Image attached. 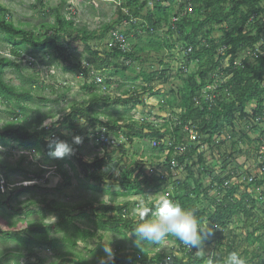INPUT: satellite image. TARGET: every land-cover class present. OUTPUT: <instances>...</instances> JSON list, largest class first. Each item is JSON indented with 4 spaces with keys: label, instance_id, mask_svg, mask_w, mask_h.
I'll return each mask as SVG.
<instances>
[{
    "label": "trees",
    "instance_id": "obj_1",
    "mask_svg": "<svg viewBox=\"0 0 264 264\" xmlns=\"http://www.w3.org/2000/svg\"><path fill=\"white\" fill-rule=\"evenodd\" d=\"M113 1H120V5L116 8L117 18L115 21L104 25L99 32H88L86 28L77 29L74 22L65 20L57 12L55 26H50L42 38L6 21L5 11L1 7L0 32L6 36L7 41L12 45L11 54L14 60L21 59L24 49L29 47L37 53L53 51L57 56L70 62L66 52L67 47L75 51L82 47L83 52L89 56L88 66L83 68L81 64L70 66V71L79 69L87 77L89 67H91L97 76L106 75L103 83L96 82V76L92 85L89 86L90 88H102L104 84L106 87L111 86L114 83L113 77L124 75L128 72V67L132 62L140 61L137 53L145 52L148 49L156 53L163 50L172 53L178 48H182L185 52L191 50L190 54L186 56L187 58L181 60V67L188 70L190 67H194L196 70L193 73L185 74L184 69L180 68L179 74L183 76V78L180 77L183 82L182 87L177 90L170 89L166 95L161 94L164 100H162L163 104H160V108L167 109L168 117H170L167 120L156 117V120L163 121L160 126L161 129L154 128L153 124H147L148 121L145 125L138 126L136 124L138 122L132 118H122V121H128L125 129L119 125L121 120H112V122L102 125L106 129L105 132L107 131V136L109 134L118 135V132H121L127 142L139 138L153 142L155 139L170 137L174 141V148L184 147L185 151L182 156H175L174 158L178 164L177 169H183L187 177L184 181L174 184V190L169 192L168 200L194 211L198 223V246L203 247L208 242L211 244L210 233L212 232L221 235L217 240L218 243L212 257L214 264H227V257L233 251L242 256L245 264H247L249 253L253 255V260L257 259L260 261L259 264H264V251L254 250V245L261 244L260 242L264 238V174H260L261 165L258 161L260 155L264 157V153L260 154L264 144V57L255 60L241 59V54L246 48L255 50L263 43L261 48L264 49V0H190L193 5L192 12L183 16L174 27L171 20L177 15L179 16L184 11V5H186L181 4L178 7V0ZM149 5L152 6L153 10L143 16V12ZM124 23H127L129 27V30L123 31L128 39L133 36L139 40L146 33L145 46H136L128 53L108 49L109 51L104 52V55L99 51L92 50L89 43L104 40L111 31L124 26ZM163 25L169 26L166 35L167 38H170V42L166 37L160 39L157 36V32L162 30ZM139 30L142 32L141 34L137 33ZM218 31L221 33V37L214 38V33ZM135 49L137 50L136 53ZM227 57L230 59L226 66ZM9 68L19 69L11 60L0 57V99L7 104L15 103L19 107L22 104L31 103L34 100L31 89L21 90L5 81V71ZM156 73L146 75V73L141 72L139 74L142 78L141 86L135 85L140 76L130 79V83L136 88L135 94L138 93L137 90H140L141 95H149V93L160 95V90L155 92L157 87L154 83L157 82V85L165 86L173 81L168 65L164 66L163 71ZM219 79L221 81L226 79V81L220 83L218 93L215 94L216 97L212 101L203 98L202 91ZM125 83H121L120 87H123ZM104 100L108 102L109 98L105 99L93 95L90 102L83 103L81 106L72 105L70 114L62 121L63 125L72 129L73 121H76L80 116L85 117L92 125H101L99 115L93 112V109L96 104L101 101L104 102ZM141 101L143 102L137 103L139 106L146 105L145 100ZM116 102L120 101L117 100ZM123 103L126 104L128 101ZM250 108L251 110H249ZM13 115L17 114L14 113ZM46 119L50 118H37L34 125L21 126L16 130L5 129L0 132V138L13 137L18 141H26V143L20 144L29 149L36 148L39 152L44 150L49 158L54 157L52 153L56 150L55 142L66 143L72 154L73 151L80 150V147L72 145L65 134L53 130L52 127H44L43 123ZM186 127L194 129L202 138L197 143L192 142L185 130ZM223 135L226 136L224 141L217 142L214 140ZM99 136L101 133L95 135L94 139H98ZM228 143L232 150L230 154L225 150ZM206 145L210 151V162H207L202 150ZM243 146L248 148L242 149ZM159 147L153 149L157 158L161 157L164 152V149ZM173 151L172 156L167 157L164 163L167 170L170 169ZM235 153L251 157L254 160L253 166L244 170L243 166L236 163ZM63 157L75 174L76 167L65 155ZM77 165L80 174L90 183H102L112 179L113 173L119 172L118 184L123 191L118 195L124 197L140 195L143 193L141 187L147 185L149 181L148 176L140 167L132 168L128 165L121 168L120 161H114L109 156L98 157L94 162H85L83 159L77 158ZM236 171L247 178L254 176L255 179L252 183L247 181L245 184H238L232 175V172ZM58 172L65 185H70L71 179L68 174L61 170ZM105 173L108 175L106 176ZM76 176L75 174V179ZM141 177H143L142 180H140ZM168 178H171V172L168 177L162 176L154 182L157 187L161 188L167 184ZM204 179L210 180L209 185L204 184ZM226 184L228 185L226 186ZM89 189L96 190L94 186H89ZM246 189H252L253 193L249 194ZM257 190L260 191L257 192ZM213 192L216 193L215 198L205 206V201H208ZM95 203L99 202L92 200L87 206L93 210ZM6 204L9 206L8 202ZM99 204V214L96 215L98 221L95 224L97 230L107 227L110 222H114L123 236L129 233L139 237L135 233L136 227L140 223L149 222L156 218V207L153 204H149V211L143 218L138 214L136 220L133 219L135 216L131 212V202H126L120 206ZM134 206L135 204H133ZM0 207H2L1 202ZM58 207L63 206H57L51 202L47 204L44 211L57 213ZM12 211L17 214L22 210L13 209ZM259 212L263 214L262 218ZM110 214L113 216H109ZM104 217H107L108 221L103 222ZM235 217L242 219V229L246 232L244 242L253 248L242 249L243 244H238L239 237L232 232L224 235L232 226ZM74 219L76 218L61 217L60 221L54 225H45L40 222L32 230L31 239L11 235L17 230V225L8 224L6 230L11 232L8 238L17 237L18 242H24L28 247L50 246L55 257L60 260V264L71 263L69 259L74 257L78 258L75 264H99L107 259L108 256L105 255L97 261L87 263L79 254L71 251L56 253L57 242L50 238V233L61 226L71 225ZM206 223L209 224L210 228L208 231H203V226ZM97 230H77L78 237L83 241L92 239ZM24 233L25 231L19 232V234ZM168 237L172 238L173 236ZM139 240L143 243L152 242L140 237ZM66 241L71 244L72 249L75 248V241ZM175 241L181 248L177 247L176 249L180 253L188 255V258H178L175 254L171 256L157 254L150 257V253L143 246L136 245L134 249L130 250L131 252L121 248L112 251L111 259L103 264H202L204 262L203 260L198 262L195 259L193 245L187 249V245L182 241L177 238ZM29 258H35L40 264H43V261L34 252L29 254ZM26 264H30V262Z\"/></svg>",
    "mask_w": 264,
    "mask_h": 264
},
{
    "label": "rangeland",
    "instance_id": "obj_2",
    "mask_svg": "<svg viewBox=\"0 0 264 264\" xmlns=\"http://www.w3.org/2000/svg\"><path fill=\"white\" fill-rule=\"evenodd\" d=\"M0 7L5 11L6 21L25 31H31L42 38L50 26H55L57 12L65 20L74 22V26L77 29L86 28L88 32H99L104 25L115 21L117 18V5L109 0H0ZM152 10V6L149 5L143 12V16ZM118 28L122 32L129 30L128 26L123 25ZM168 30L169 26L163 25L162 30L157 32L158 38L166 37L170 42V38H167L168 36L166 35ZM213 36L214 38H219L221 33L219 31L215 32ZM141 37L139 40L129 37L130 51L136 46L143 47L146 45V33ZM174 38L176 39L175 36ZM107 40L108 36L102 41H92L89 44L92 50L99 51L104 55V52L109 51L106 45ZM12 49L13 47L7 41L6 36L0 32V57L11 60L19 67V69H7L5 71V81L21 90L31 89L34 100L19 107L15 103L7 104L0 99V132L5 129L16 130L21 126H32L37 118L46 117L50 119L45 120L43 123L44 127H52L53 130L65 134L72 145L80 147V150L73 151L74 155L71 151L65 154V157L76 167V172L74 173L77 176L75 179V174L64 161V157L57 158L54 156L49 158L44 150L39 152L36 148L29 149L20 144L26 143V141H18L13 137L0 138V202L2 203V207H0V264H26L27 262L40 264L35 258H29V254L33 252L43 261V264H60V260L55 257L50 246L28 247L26 243L18 242L16 240L17 237L8 238L11 232L6 230V225L18 226L17 230L11 235L31 239V232L38 223L54 225L60 221L61 217L76 219L71 225L61 226L50 233V238L57 242L56 253L71 251L77 255L79 254L87 263H91L107 255L105 252L106 248H110L112 251L121 248L131 252L130 250L134 249L136 245H141L150 253V257H154L157 254L166 256L175 254L178 258H188V255L180 253L176 249L180 247L176 244L174 237H168L171 236L170 234H166L160 241L143 243L139 240V237L129 233L123 236L114 222H110L107 227L99 230H97L95 225L98 221L96 215L99 214V203L109 206H120L126 202H131V212L135 216L133 219L136 220V216L139 213L133 207V202L139 201L142 207L147 206L150 208L148 205L150 204L148 203L149 199L157 200V204L158 200L163 198L161 191H173L174 184L184 181L187 177L184 170L175 173L171 172V178L167 179V184L161 186L162 190H160L154 182L158 179L155 178V174L164 175L167 172L159 167L163 165L162 160H153V157L156 156V153H153V149H155L154 142L139 138L126 143L119 151L113 150V152L111 148L103 149L96 146L97 142L94 139L95 135L105 132L106 129H104L103 125L112 122V120L132 118L140 126L145 125L146 120L144 121V119L149 117L152 120L157 118L162 120L169 119L167 109L160 108V104H163L162 100H164L161 94L166 95L170 89L177 90L183 85L180 78H183V76L179 74L182 65L180 54L176 53L175 50L172 55L171 52L166 50L156 53L149 49L145 52L137 53L140 61L132 62L128 67V72L124 75L113 77L114 83L111 86L106 87L104 84L102 88H90L89 86L92 85L93 78L97 74L91 67H89L87 77L79 69L70 71V66L78 64H81L82 68L88 66L89 56L83 52L82 47L77 51L67 47L66 52L70 62L57 56L53 51L37 53L29 47L24 49L21 59L14 60L11 54ZM134 51L135 53L137 52L136 49ZM241 59H243V56ZM239 61H241L240 58ZM165 65H168L173 81L165 86H159L157 82L154 83L157 87L155 92L160 90V95H156V93L141 95L140 90H137L138 93L135 94L136 88L130 83V79L140 76L141 72L146 73V75L157 74L156 72L160 73L164 70ZM225 65H228V59L225 60ZM186 70V74H189L190 72L193 73L196 68L190 67L189 70ZM101 77L105 79L106 75ZM141 80L140 76L138 81L140 82ZM123 82H126L125 85L120 87ZM135 85L141 86L138 82ZM125 92L127 94H124ZM93 95L104 97L105 99L109 98L108 102L106 100L104 102L101 101L93 109V112L99 115L101 125H92L89 120L80 116L76 121H73L72 129L66 128L62 121L70 114L72 105L81 106L83 103L90 102ZM167 97L169 99V96ZM117 100L120 102H116ZM141 100H145L147 106H139L137 103L143 102ZM124 101H128V103L124 104ZM14 113L17 115H13ZM121 124L122 129H125L128 121H121ZM153 127L156 129L162 128L155 125ZM32 141L34 140L32 139ZM241 148L246 150L248 147L243 146ZM225 150L229 154L232 153L229 143L225 146ZM203 151L207 162H210L209 149L205 147ZM110 152H113L110 157L114 161H120L121 168L128 165L132 166V168L140 167L146 174H150L148 184L144 185L143 193L140 196L124 197L118 195L123 191L118 184L119 172L113 173L112 179L105 180L102 183H90L80 174L77 158H81L85 162H94L98 157L109 156ZM235 155L236 162L239 165H243L244 170L253 166L254 160L251 157L245 154L239 155L235 153ZM142 158H144L143 161H141ZM150 168L154 169V175L149 172ZM59 170L68 174L71 179L70 185H65L58 172ZM105 174L106 176L108 175L107 173ZM209 182V179H204L206 186L209 185ZM89 186H94L96 190H90ZM215 196L216 193H212L204 205L207 206L208 202ZM92 200L99 202L93 205V210L87 206ZM7 202L9 206L5 205ZM51 202L63 207H58L57 213L45 212V207ZM13 209L22 211L16 214L12 211ZM259 215L261 218L263 217L260 212ZM109 216H113V214ZM102 221H108V218L104 217ZM242 225V219L233 218L232 226L224 235L232 232L239 237L238 244H243L242 249L245 248L247 250L253 247L244 242L246 232L242 229ZM209 228V224L206 223L204 231H208ZM77 230H97V232L94 238L83 241L78 237ZM20 231H25V233L19 234ZM210 237L211 244L209 242L208 244L205 243L203 247L193 245L195 259L198 262L203 260L202 264H214L211 257L215 252L217 240H219L221 235L211 232ZM66 240L75 241V248L72 249L70 247L71 244L67 243ZM260 243L259 245H254V250L263 252L264 238ZM252 257L253 255L249 253L247 264H259L260 261L257 259L253 260ZM110 259H104L99 264H103ZM69 260H71L69 261L71 263L64 264H75L78 258L74 257Z\"/></svg>",
    "mask_w": 264,
    "mask_h": 264
},
{
    "label": "built area",
    "instance_id": "obj_3",
    "mask_svg": "<svg viewBox=\"0 0 264 264\" xmlns=\"http://www.w3.org/2000/svg\"><path fill=\"white\" fill-rule=\"evenodd\" d=\"M111 3L113 4H116L117 6L120 5V1H113V0H109ZM181 4H186L184 5V11L180 13V15L174 17L172 19V26L174 27L175 24H177L180 19L191 13L192 12V3L190 2V0H178V7L179 5ZM136 21V20H135ZM124 26H127V23H124ZM138 34H141L142 32H140V30L137 32ZM133 38V36H132ZM107 49L109 50H118V51H121L122 53H128L130 52V43L128 41V38L127 36L124 34V32H122V30L120 29H116L114 31H111L108 35V40H107ZM263 46V43L262 45H260L259 47H257L255 50H251L250 48H246L242 54H241V57L243 56V59H251V60H255V59H258L259 57H264V49H262L261 47ZM174 52V51H173ZM175 52L179 53L180 54V57L182 58V60L184 58H187L186 56H188L191 52V50H188L187 52L183 51L182 48H178L177 50H175ZM175 53V54H176ZM226 59H230V57H227ZM32 61V60H31ZM33 62V61H32ZM129 63V62H127ZM181 69H184V73L186 74L187 72V68H183L181 67ZM96 80L98 82H102V77L100 76H97ZM226 81V79L224 80H218V81H215V83L213 85H210L208 86L206 89H204L202 91V97L205 98L206 100L208 101H212V99H214L216 96L215 94L218 93V90H219V85L220 83H224ZM254 108H255V105H254ZM264 121V119H263ZM163 123V121H157V120H153V125L155 126H161ZM186 132L189 134V138L191 139L192 142H198V140H200L202 137L192 128H189V127H186L185 128ZM226 139V136L223 135L221 136L220 138H215L214 140H217V142H219L220 140L221 141H224ZM97 142L96 146H99L100 148H105V149H108V148H111V150H115V151H119L121 146H124L127 142V140L125 139V137L121 134V132L119 133V136H107L105 133H101V136H99L98 139L95 140ZM174 141L171 140L170 137H164L163 139L161 140H157V141H154V147H158V146H161L163 147L164 149V152L162 154V163L163 165L159 166L161 167L162 169H164L167 173L164 174V175H161V174H155V178H161L162 176L164 177H168L170 172H178V171H183V169H177V161L176 159L174 158L175 156H182V154L184 153L185 151V148L184 147H177V148H174ZM207 149V145L205 146ZM203 147V149L205 148ZM173 149H175L173 151ZM202 149V150H203ZM172 151L174 152L173 153V159L171 160L170 162V169L167 170V168H165V161L167 159V157L169 156H172ZM261 153H264V144H263V147L261 148L260 150V154ZM112 153L110 152L109 153V157ZM100 158H104V156H101ZM258 161H259V164L261 165L260 167V174L263 175L264 174V157L262 155H260L258 157ZM237 163V162H236ZM243 166V165H241ZM250 168V167H249ZM151 170H149V172L154 175V169L150 168ZM146 174V172H145ZM232 175L234 176V181L238 184H245L247 181L249 183H252L255 179L254 176L250 177V178H247L246 176H242V174L238 171L236 172H232ZM146 176H150V174H146ZM143 177L140 178V180H142ZM228 184H226L227 186ZM144 188V185L141 187V190ZM160 190H162L160 188ZM246 191L249 193V194H252L253 193V190L252 189H246ZM260 190H257V192H259ZM162 195H163V198L162 199H168L169 198V191H161ZM214 193V192H213ZM140 196V195H139ZM160 199V200H162ZM136 200V199H135ZM133 200V201H135ZM158 200V202L160 201ZM156 201L157 200H154V199H149L148 200V203L150 204H153L154 206L156 205ZM133 204H135V209L138 210V213L140 212L141 208H142V205H140L139 201H135L133 202ZM149 205V204H148ZM203 231H204V226H203ZM190 245H187V249H189Z\"/></svg>",
    "mask_w": 264,
    "mask_h": 264
},
{
    "label": "clouds",
    "instance_id": "obj_4",
    "mask_svg": "<svg viewBox=\"0 0 264 264\" xmlns=\"http://www.w3.org/2000/svg\"><path fill=\"white\" fill-rule=\"evenodd\" d=\"M96 76L93 78V80L96 78ZM149 124H153V121ZM119 133L120 132H118V135L114 136H119ZM121 134L124 136L123 133ZM109 135L113 136V134ZM154 141H157V139ZM55 147L56 150L54 153H52V155L57 158H61L66 153L71 151L69 146L64 142H55ZM159 148L163 147L160 146ZM161 158L163 159L162 156ZM155 207L156 218L149 222L140 223L135 229L136 235H138L141 239L155 242L160 241L166 234H170L186 245H198V223L192 209L183 208L180 204L168 199L160 200L157 202ZM148 211L149 208L147 206L142 207L139 212V216L143 218L148 213ZM105 252L107 253L108 258L113 256L112 250L110 248H106ZM227 264H245V261L238 252L233 251L227 257Z\"/></svg>",
    "mask_w": 264,
    "mask_h": 264
},
{
    "label": "crops",
    "instance_id": "obj_5",
    "mask_svg": "<svg viewBox=\"0 0 264 264\" xmlns=\"http://www.w3.org/2000/svg\"><path fill=\"white\" fill-rule=\"evenodd\" d=\"M138 83L141 84L142 82H141V81H140V82L138 81ZM150 118H151V117L146 118V120L148 121V123H150V122H152V121L154 120V119L152 120V119H150ZM119 125H122L121 122H119ZM153 158H154V159H153L154 161H158V160L161 161V160H162L161 157H159V158H160V159H159V158H157V156H156V157H153ZM143 160H144V158L141 159V161H143Z\"/></svg>",
    "mask_w": 264,
    "mask_h": 264
},
{
    "label": "bare ground",
    "instance_id": "obj_6",
    "mask_svg": "<svg viewBox=\"0 0 264 264\" xmlns=\"http://www.w3.org/2000/svg\"><path fill=\"white\" fill-rule=\"evenodd\" d=\"M127 66H128V64H126ZM177 70V69H176ZM98 83H100V82H98ZM102 83H103V80H102ZM105 88V87H104ZM122 121V120H121ZM147 121V120H146ZM36 219V218H35Z\"/></svg>",
    "mask_w": 264,
    "mask_h": 264
}]
</instances>
